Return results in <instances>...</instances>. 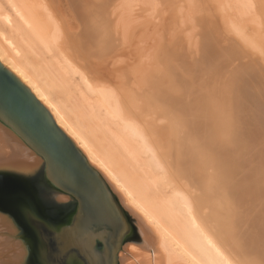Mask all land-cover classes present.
I'll list each match as a JSON object with an SVG mask.
<instances>
[{
  "label": "bare ground",
  "instance_id": "1",
  "mask_svg": "<svg viewBox=\"0 0 264 264\" xmlns=\"http://www.w3.org/2000/svg\"><path fill=\"white\" fill-rule=\"evenodd\" d=\"M0 63L135 220L125 245L124 210H79L60 263L264 264V0H0ZM40 163L0 123V170ZM16 228L0 264H26Z\"/></svg>",
  "mask_w": 264,
  "mask_h": 264
},
{
  "label": "water",
  "instance_id": "2",
  "mask_svg": "<svg viewBox=\"0 0 264 264\" xmlns=\"http://www.w3.org/2000/svg\"><path fill=\"white\" fill-rule=\"evenodd\" d=\"M0 123L41 159L39 167L30 174L0 170V212L12 214L32 233L33 240L26 242L36 251L42 264H62L60 262L66 249L54 248V233L45 231L46 226L58 229L55 227L56 221L42 213L41 201L33 200V191L30 193L23 186L41 176L44 183L76 201L77 213L60 228L64 230L72 226L79 210L93 216H99L105 210L111 212L109 206L119 212L123 210L118 207L98 173L55 125L45 107L1 63ZM128 232L139 241L137 230L130 222ZM74 256L69 257V264H89L85 262L87 257Z\"/></svg>",
  "mask_w": 264,
  "mask_h": 264
},
{
  "label": "rangeland",
  "instance_id": "3",
  "mask_svg": "<svg viewBox=\"0 0 264 264\" xmlns=\"http://www.w3.org/2000/svg\"><path fill=\"white\" fill-rule=\"evenodd\" d=\"M149 17V18H148ZM147 19H152V16L149 15ZM23 188L27 189L28 192L33 193V200L38 199L42 204V213L44 215H47L48 218L55 220V227L58 229L62 228L63 224L68 223V221L71 219L72 214H69L68 216L63 217L60 221L58 220V212L61 209H64V212L66 210L67 206H70L72 208V199L69 196L62 195L61 193L57 192L55 189H53L51 186H49L47 183H44L42 180V177L38 176V178H35L34 180H30V183L28 185L23 186ZM109 191L112 193V197L116 204H118L122 210H124V214L126 215L127 220L135 227V220L134 217L130 214L127 207L122 205L120 202L118 194L111 189ZM126 208V209H125ZM72 212V211H71ZM126 212V213H125ZM6 215L11 219V221L14 223L15 227H17V233L20 237V239L23 241V243L26 246V264H42V260L38 257L35 250H33L30 246L27 245V240L32 241V233L26 229L18 220L15 219V217L11 214ZM63 216L65 214H62ZM140 241V239H139ZM139 241L134 238L133 234L126 240L125 245H129L130 243H139ZM29 247V248H27ZM74 250V249H73ZM73 250H66L69 254H72ZM122 251H120L118 254H121Z\"/></svg>",
  "mask_w": 264,
  "mask_h": 264
},
{
  "label": "snow or ice",
  "instance_id": "4",
  "mask_svg": "<svg viewBox=\"0 0 264 264\" xmlns=\"http://www.w3.org/2000/svg\"><path fill=\"white\" fill-rule=\"evenodd\" d=\"M45 231L54 233V243L57 247H61L66 250L77 249L85 243H90V238L85 239V237L81 236L74 227L67 230H54L51 226H46Z\"/></svg>",
  "mask_w": 264,
  "mask_h": 264
},
{
  "label": "flooded vegetation",
  "instance_id": "5",
  "mask_svg": "<svg viewBox=\"0 0 264 264\" xmlns=\"http://www.w3.org/2000/svg\"><path fill=\"white\" fill-rule=\"evenodd\" d=\"M72 208H70V206H67L66 207V210H65V212H64V209H61L59 212H58V216H57V218H58V220L60 221L63 217H65L66 218V216H68L69 214H72V216L73 215H75L76 213H77V210H78V205H77V203H76V201H73L72 200ZM72 211V212H71ZM62 214H65L64 216L62 215ZM77 217H78V214H77V216H76V218L75 219H77ZM125 218H126V215H125ZM127 219V218H126ZM76 223V222H75ZM75 225V224H74ZM74 228H75V226H74ZM76 229V228H75ZM77 230V229H76ZM79 233V232H78ZM124 233H125V231H124ZM81 235V234H80ZM132 234L130 233V232H128V233H126V235H124L125 236V238L126 239H128L130 236H131ZM82 236V235H81ZM83 237H84V235H83ZM124 238V237H123ZM96 241L94 242V244H93V248H94V250H95V252L97 253V254H102V252H104V243H103V241L100 239V238H96L95 239ZM28 241V240H27ZM103 259V257L102 256H99L98 257V264H104V260H102Z\"/></svg>",
  "mask_w": 264,
  "mask_h": 264
}]
</instances>
